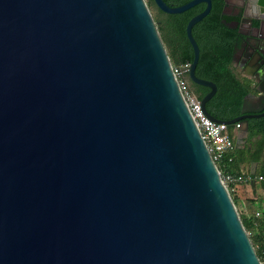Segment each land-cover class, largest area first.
<instances>
[{"label": "water", "instance_id": "obj_1", "mask_svg": "<svg viewBox=\"0 0 264 264\" xmlns=\"http://www.w3.org/2000/svg\"><path fill=\"white\" fill-rule=\"evenodd\" d=\"M153 2L206 5L188 83L248 119L194 74L211 1ZM240 12L263 70L264 0ZM0 264H261L145 0H0Z\"/></svg>", "mask_w": 264, "mask_h": 264}, {"label": "trees", "instance_id": "obj_2", "mask_svg": "<svg viewBox=\"0 0 264 264\" xmlns=\"http://www.w3.org/2000/svg\"><path fill=\"white\" fill-rule=\"evenodd\" d=\"M153 13V19L157 25L161 39L173 66L184 63L191 64L193 51L187 40L185 27L188 21L205 8L204 3L197 4L189 10L180 14H167L160 11L153 0H145ZM169 6H181L191 0H163ZM211 9L207 16L196 23L191 30L192 36L199 48V59L194 70L196 77L211 81L216 84V93L207 101L206 111L220 120H231L239 113L240 103L246 93L248 85L231 69V57L234 45L239 38L237 29L230 28L227 23L239 21L241 12L236 17H230L223 13L225 0H210ZM189 89L202 99L208 92L207 87L188 83L187 73L183 76ZM232 125L228 126L230 130ZM263 145H257L250 159L257 161L263 155ZM227 154L223 161V167L218 165L220 171L238 174V167L245 161L244 152L241 150ZM231 158V161L229 159ZM264 176V167L261 169ZM233 203L237 208V199L231 195ZM240 220L243 227L249 233V238L254 247L261 264H264V223L262 218L248 219L238 208Z\"/></svg>", "mask_w": 264, "mask_h": 264}, {"label": "flooded vegetation", "instance_id": "obj_3", "mask_svg": "<svg viewBox=\"0 0 264 264\" xmlns=\"http://www.w3.org/2000/svg\"><path fill=\"white\" fill-rule=\"evenodd\" d=\"M240 6H246V0H239ZM247 10H251L247 7ZM241 8L235 7L230 11L227 10L226 2L223 9V13L230 17H236L239 15ZM236 21L232 20L228 24L230 28L235 27ZM250 33L253 34L254 30H250ZM254 41H244L241 38H237V41L234 45L232 57H231V69L233 72L242 80V82L248 85L246 93L243 95L240 103L239 113L236 117L241 116L242 107L247 111L244 115L249 116L248 119L242 120L239 122L238 128L244 134V149L247 154L251 152L254 153L257 145L264 146V118L257 117L261 114L260 110L262 108L261 100L257 99V96H260L259 91H264V41L259 42L260 51L262 52L263 57L259 59L261 62V67L263 70H258V65L256 64V56L251 54V59L248 58L249 51L251 46L254 47ZM252 84H254V89H251ZM198 98V97H197ZM264 100V97L262 98ZM245 102V105H243ZM257 111V112H255ZM236 124L232 125L235 126ZM244 129V131H243ZM246 130V131H245ZM264 151V149H263Z\"/></svg>", "mask_w": 264, "mask_h": 264}, {"label": "built area", "instance_id": "obj_4", "mask_svg": "<svg viewBox=\"0 0 264 264\" xmlns=\"http://www.w3.org/2000/svg\"><path fill=\"white\" fill-rule=\"evenodd\" d=\"M190 64L184 63L179 66H173V73L176 78L178 87L182 94L183 100L188 108L191 118L203 140L211 160L216 166L218 175L225 186L227 192L231 195L237 193V188L241 185L248 184L252 178L250 175L240 172L238 174L225 173L218 169V165L223 167V161L227 154L234 150V139L228 126L223 122H214L210 120L201 108L197 96L189 89L183 76L188 72ZM238 128V125H235ZM231 161V158L229 159ZM259 180L263 177L259 176ZM259 217V213H255ZM249 235V233H248Z\"/></svg>", "mask_w": 264, "mask_h": 264}, {"label": "crops", "instance_id": "obj_5", "mask_svg": "<svg viewBox=\"0 0 264 264\" xmlns=\"http://www.w3.org/2000/svg\"><path fill=\"white\" fill-rule=\"evenodd\" d=\"M226 7L228 11L235 7L241 8L239 0H226ZM240 129L241 128H236L235 126L230 127L234 139V155L235 151H242V149H244V139L243 143L236 144L237 139L244 137V134ZM243 152L245 161L239 165L238 170L250 175L252 180L248 184L241 185L237 188V193L235 194L238 203L237 208L244 213L247 220L255 218V213H259V217L257 218H262L264 223L263 211L259 208L253 207V204L255 203L264 204V176L260 173L262 167H264V152L261 158L257 161H252L250 159L251 152L249 154H247L246 151ZM259 176L263 177V180H259Z\"/></svg>", "mask_w": 264, "mask_h": 264}, {"label": "rangeland", "instance_id": "obj_6", "mask_svg": "<svg viewBox=\"0 0 264 264\" xmlns=\"http://www.w3.org/2000/svg\"><path fill=\"white\" fill-rule=\"evenodd\" d=\"M153 13H155V11L151 12L152 15H153ZM253 207L254 208L261 209L263 211V213H264V204H262V203H255V204H253Z\"/></svg>", "mask_w": 264, "mask_h": 264}]
</instances>
